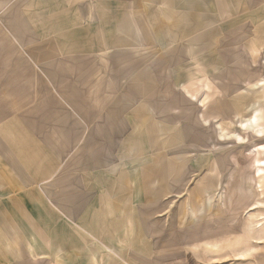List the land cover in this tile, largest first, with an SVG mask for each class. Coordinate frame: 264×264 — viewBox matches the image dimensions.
<instances>
[{
  "label": "rangeland",
  "instance_id": "374dc122",
  "mask_svg": "<svg viewBox=\"0 0 264 264\" xmlns=\"http://www.w3.org/2000/svg\"><path fill=\"white\" fill-rule=\"evenodd\" d=\"M206 5L215 18H197L199 37L173 41L159 65L169 69L136 74L73 70L112 64L113 57L59 54L56 40L66 42V31L56 23L62 13L56 0H0V264H264V226L253 225L264 220V162L252 163L264 133L257 138L243 129L264 122V89L255 88L264 85L255 82L264 77V0ZM113 76L117 96L146 99L154 110L150 122L163 127L153 122L137 132L130 161L126 135L118 134L128 125L123 112L104 123L91 120L104 131L91 129L89 144L62 131L87 129L74 108L85 95H106ZM8 122L51 150L54 142L59 151L69 147L48 182H28L15 157L20 143L1 134ZM109 164L121 165L114 182ZM253 199L262 206L251 209ZM247 247L251 253L236 258Z\"/></svg>",
  "mask_w": 264,
  "mask_h": 264
},
{
  "label": "crops",
  "instance_id": "0c3cea01",
  "mask_svg": "<svg viewBox=\"0 0 264 264\" xmlns=\"http://www.w3.org/2000/svg\"><path fill=\"white\" fill-rule=\"evenodd\" d=\"M208 2H211V0H56L58 7H62V13L56 18V23L58 25L64 23L65 29L63 30L66 31H64L66 42L63 43L61 40H56L57 51L59 54L66 56L94 55L100 59L104 58L103 60H105L106 56L113 57L112 64L105 65L104 62H99L100 64L93 63V65L88 63L81 66L73 64V70H76L77 67H81L80 69L84 71L108 70L120 72L122 70H132L136 71V74L139 70H166L169 69L168 66L160 67L159 65L163 61L167 49L175 44L173 41L175 39H185L187 34L190 33L197 34V30L201 29L200 20L204 21L202 18H215L208 10H205V7H207L206 3ZM173 18H182V20L189 18V21L183 20L180 22ZM197 18L200 20L197 21ZM188 23L191 24L189 25ZM199 36L197 34L196 37ZM67 67L69 68V66ZM112 79H110L108 86L105 87L108 88V90H104L107 92L106 95H97L98 91L96 90V98L91 99L90 94L85 95L82 98V106L74 108L80 111L79 118L87 126V129L84 126L70 125L62 127V131L72 135L74 141L79 136L81 144H89V135L92 134L90 132L91 129H93V133L94 131H104V128L90 126L89 122L91 120H97L98 124H100V119L103 123L106 116L108 120H115L123 112L128 125L126 130L124 129L123 131H121L122 128H118V134L120 136L126 135L123 139L124 142L121 137V141L119 140V143H116L115 132L112 135V139L114 140V144H116L115 146H119V148L122 142L125 145H129L128 153L131 155L129 157L130 161L133 158L134 151L137 149L135 146L138 143L137 132L143 131V129L147 130L153 126L154 120L151 122L150 120L153 117L154 110L144 98L138 100L135 96L131 99L129 98L130 100H121L122 97L117 96L115 93L119 82H117L115 76ZM259 80L264 81V77L255 82ZM98 81V83L101 82L100 79ZM102 81H105V77H103ZM130 82L136 83L137 81ZM131 86L133 85L131 84ZM201 86L203 87V85ZM204 86L209 87L207 83ZM262 86L264 87L263 84H260L255 88L262 91L264 89ZM135 90L137 92L136 88ZM184 90L191 98H196V95L188 87L184 86ZM91 103L94 105H91ZM106 103H113V106L105 110ZM99 104H104V107ZM249 106L250 103L247 108ZM261 108L259 116L262 123V120H264V105ZM95 109H97L96 117H91V114L89 115L86 112ZM103 109L105 113H102ZM249 115L250 111L242 119H247ZM73 117V114H71L70 119H73ZM158 123L160 122L158 121ZM14 124L15 122H8L2 125L1 134L5 137L10 132L8 139H11L14 144L20 143L19 145L21 146L15 150V157L20 158L17 161H20L21 165L25 168L23 173L32 178L28 182H36L38 185L48 182L49 178L57 174V170L60 168L59 161L66 155L67 150L70 152L69 147L62 148L59 151V147L54 142V146L56 145L55 149L51 150L50 146H47L43 141L41 142L40 139H36L27 133H18V128ZM154 125L158 127V130H163L161 124L157 126L154 122ZM243 129H247L246 132L254 136V132H251L253 131L252 129L251 131L248 128ZM74 130L76 131L77 138L74 137ZM257 138L260 137L258 136ZM263 153L264 150H260L258 158L264 159L260 157ZM118 157L122 159L121 154ZM68 161L69 159L67 158L66 163ZM30 165H34V167ZM117 167L121 168V165L109 164L108 174H114L113 182L115 181V176H118L116 173L119 168ZM89 172L90 170H87V173H85L90 176ZM83 180L86 179L82 178ZM54 181L52 180V182ZM104 182L106 183V180ZM20 184L22 183L20 182ZM56 209L59 210L57 207Z\"/></svg>",
  "mask_w": 264,
  "mask_h": 264
},
{
  "label": "bare ground",
  "instance_id": "6f19581e",
  "mask_svg": "<svg viewBox=\"0 0 264 264\" xmlns=\"http://www.w3.org/2000/svg\"><path fill=\"white\" fill-rule=\"evenodd\" d=\"M256 116L255 115H252L251 116V118H250V121H254V118H255ZM238 123H239V128L241 129V126L243 125L242 124V121L239 119V121H238ZM264 124V123H263ZM255 126H256V128L253 130V131H251V132H254V136L255 137H261V136H263V133H264V126L263 125H260L259 123H257V124H255ZM235 138L238 140V141H242L243 140V137L241 136V135H235ZM262 147V144H257V145H255L254 146V149L252 150L254 153H253V156H254V159H253V166H255V164L257 163V162H259V159H258V157H257V155L259 154V149ZM235 160V159H234ZM261 161L262 162H264V159L262 160L261 159ZM257 170V173L259 172V171H261L260 170V168H257L256 169ZM233 175V174H232ZM230 177V176H229ZM252 183V182H251ZM255 185H256V183H255ZM256 187H257V189L259 188V185L257 184L256 185ZM251 188V187H250ZM253 190V189H252ZM260 191V190H259ZM255 194V193H254ZM254 197V196H253ZM252 197V198H253ZM256 197V196H255ZM248 199V198H247ZM249 200V199H248ZM254 200V199H253ZM245 201V200H244ZM251 201V200H250ZM248 202V201H247ZM242 203V202H241ZM243 204V203H242ZM262 204H263V202L261 201V200H259V199H256V200H254L253 202H252V206H251V209H254V208H258L259 206H262ZM240 205V204H239ZM248 205V204H247ZM259 216V215H258ZM253 222V221H252ZM253 225L255 226V227H263L264 226V220H263V218H260V217H258V218H256V220H255V222L253 223ZM253 238H255V241L256 242H259V240L260 239H262L263 238V236H262V234H256V235H253L252 236ZM251 253V247H247V248H244V249H240L239 251H237L236 253H235V256H237L236 258H244L246 255H248V254H250Z\"/></svg>",
  "mask_w": 264,
  "mask_h": 264
}]
</instances>
